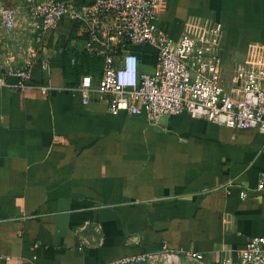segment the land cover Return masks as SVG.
<instances>
[{
    "label": "crops",
    "instance_id": "obj_1",
    "mask_svg": "<svg viewBox=\"0 0 264 264\" xmlns=\"http://www.w3.org/2000/svg\"><path fill=\"white\" fill-rule=\"evenodd\" d=\"M29 3L0 0L20 12L12 31L0 21V77L4 68L32 66L26 90L7 77L0 92V264H119L167 252L221 264L264 237L262 134L188 114L150 126L111 115L97 92L84 104L86 74L76 85L64 77L66 51L83 50L76 22L63 19L38 47L25 19ZM155 24L173 40L221 24L227 91L238 66L264 69V0H159ZM34 46L37 57L28 52ZM137 52L142 70L153 69L156 50Z\"/></svg>",
    "mask_w": 264,
    "mask_h": 264
},
{
    "label": "built area",
    "instance_id": "obj_2",
    "mask_svg": "<svg viewBox=\"0 0 264 264\" xmlns=\"http://www.w3.org/2000/svg\"><path fill=\"white\" fill-rule=\"evenodd\" d=\"M29 2L25 19L38 47L63 19H69L78 25L83 50L103 60L100 77L86 74L81 79L84 104L97 92L108 99L111 115L142 117L150 126L164 117L188 114L236 131L253 129L264 136V69L238 66L232 87L226 90L220 57L221 24L212 26L204 37L183 35L173 40L156 32L159 0H96L85 5L73 0ZM19 15L18 9L0 6L1 25L8 31L18 26ZM137 48L156 50L153 69L142 70ZM28 52L38 56L36 46ZM10 57L7 64L13 61ZM40 64L44 72L49 71L47 60ZM2 71L0 92L8 85L7 77L17 78L20 90L29 87L32 66ZM39 90L47 96L52 88L45 85ZM257 191L264 193V174ZM247 196V191L241 192L242 199ZM164 254L180 257L173 252ZM154 256L126 258L119 264L139 263ZM186 257L204 262L203 254L189 252ZM221 264H264V237L252 238L238 252L236 261L224 259Z\"/></svg>",
    "mask_w": 264,
    "mask_h": 264
},
{
    "label": "trees",
    "instance_id": "obj_3",
    "mask_svg": "<svg viewBox=\"0 0 264 264\" xmlns=\"http://www.w3.org/2000/svg\"><path fill=\"white\" fill-rule=\"evenodd\" d=\"M77 33L78 25L74 27ZM76 33L72 37L76 38ZM64 77L67 80L73 79V85H76L84 74H93L101 76L103 69V60L89 55L84 50L71 51L70 49L64 54Z\"/></svg>",
    "mask_w": 264,
    "mask_h": 264
},
{
    "label": "rangeland",
    "instance_id": "obj_4",
    "mask_svg": "<svg viewBox=\"0 0 264 264\" xmlns=\"http://www.w3.org/2000/svg\"><path fill=\"white\" fill-rule=\"evenodd\" d=\"M138 49V48H137ZM168 254H160L156 255L150 259H147L145 261L139 262V263H131V264H205L196 262L194 260L189 259L188 257H179L177 260L171 261L175 257H169ZM171 259V260H170Z\"/></svg>",
    "mask_w": 264,
    "mask_h": 264
},
{
    "label": "bare ground",
    "instance_id": "obj_5",
    "mask_svg": "<svg viewBox=\"0 0 264 264\" xmlns=\"http://www.w3.org/2000/svg\"><path fill=\"white\" fill-rule=\"evenodd\" d=\"M171 260V259H170ZM174 260H177V258L175 257L174 259H172L171 261L173 262Z\"/></svg>",
    "mask_w": 264,
    "mask_h": 264
}]
</instances>
